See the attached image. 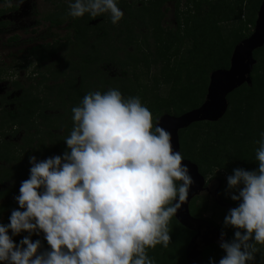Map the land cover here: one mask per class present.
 <instances>
[{"label":"clouds","instance_id":"obj_1","mask_svg":"<svg viewBox=\"0 0 264 264\" xmlns=\"http://www.w3.org/2000/svg\"><path fill=\"white\" fill-rule=\"evenodd\" d=\"M104 13L113 24L124 16L116 0H74L67 15ZM71 111L69 151L40 162L30 157V178L16 197L24 210H13L10 223L0 225V262L155 264L148 250L169 246V224L194 183L181 152L173 150L168 131L154 126L139 96L89 92ZM256 143L258 171L238 168L228 177L229 188L238 191L231 199L240 203L225 217V226L237 229L235 239L223 240L219 229L226 252L219 264H247L256 245H264V133ZM9 230L43 232L51 250L39 252L41 241L30 236L17 245Z\"/></svg>","mask_w":264,"mask_h":264},{"label":"trees","instance_id":"obj_2","mask_svg":"<svg viewBox=\"0 0 264 264\" xmlns=\"http://www.w3.org/2000/svg\"><path fill=\"white\" fill-rule=\"evenodd\" d=\"M132 1L136 3V0ZM168 1L172 0H149V6L142 3L141 8L137 10L134 7L136 4H132L130 0H116L118 7L128 14V17L124 19V26H130V21L134 23L145 19L143 15L148 16L149 24L146 22L144 24L147 25L146 28L151 33L149 35L158 45L157 57L154 60H150V56H153L150 53H148L149 56L145 53L136 56L138 50L135 51V44L139 40L135 36L133 37L132 32L128 30L130 35L128 34L125 40L122 39L127 34L122 30L116 36L123 44L122 51L127 52L128 47L132 46L134 52L125 53L129 59L135 58L136 64L143 63L148 69L152 64H162V74L167 73L163 83L170 85L171 88L166 98H159L156 95H152V97L147 87L144 95L140 96L142 103L147 104V108L153 114L154 126H157L158 120L164 115L180 117L204 104L211 74L217 70L230 68L235 48L252 35L260 6L264 0H215L214 2L211 0H188L187 12L180 11L182 0H173L176 1L175 18L178 23L176 31L162 27L165 12L168 10L162 11V9ZM68 10L69 8L64 6L62 11L48 15L45 20L50 23L51 29L67 24V29H73V41L67 37L65 43L55 42L54 44L34 46L28 51L29 58L31 61H36L38 67H42L58 51L71 47L70 55L77 58L79 64L67 62L65 63L67 71L63 72L58 69L54 81L57 82L60 78H65L63 83L51 87L47 83L45 84V90L54 92L52 99H37L34 96L33 88H21V85L15 82V87L22 89L20 96L9 101L5 97H0V138L2 131L9 127L29 130L31 125H29V121L37 116L42 104L45 102V106L48 107V104L53 103L54 100L58 108L66 109L62 118L67 119V122L64 121V125L53 128H65L67 134L71 133L74 126V121L70 122L73 115L71 110L80 105L86 94L94 92L95 80H97L98 87L100 85L101 93H105L109 89H117L127 98L133 97L135 92H138L133 88H126L125 84L121 85L122 88L119 87L124 79L127 82L130 81L127 80V77L118 78L117 83H114L115 79L107 80L104 78L106 75H101L99 65H119L115 60H111L117 54L106 55L104 53V45L111 48L108 39L112 27L109 19L107 20L106 13L97 17L85 14L81 18H72L67 15ZM237 21L241 24L239 28L229 29L227 33L222 31V24ZM96 22L99 23L93 25ZM89 31H93L97 36H93L94 34L87 36L85 32ZM150 36H146L145 40ZM16 40L17 38H14L10 41ZM186 43L192 46H189V50L184 54L181 53V48ZM254 59L257 63L251 74L252 85L245 84L228 96L230 109L222 120L215 123H194L179 132L183 159L196 164L205 178L213 174V176H217L216 172L231 176L238 168L258 171L259 162L256 160V149L259 145L256 141L260 140L261 133H264V47L254 52ZM120 63L121 66H125L124 62L120 61ZM50 73L53 75L50 68L47 67V71L43 75V82L49 81L46 75ZM184 73H186V77ZM161 83L156 78L155 84L161 85ZM11 106L14 108L10 109ZM46 119L51 121L52 118L46 116ZM62 143H66V141L60 138L56 144L52 143L55 146H44L40 149L39 156L36 158L37 162L57 155L63 157L65 151L69 149ZM26 152L29 155L31 153L30 150ZM1 161L7 165L4 167L0 164V187L6 183L11 182L12 184L9 189L0 191V214L8 213V217H11L13 210H24L20 208L16 197L20 195L22 182L30 177L32 164L28 158L23 161L17 158L12 147L0 141ZM221 179L225 183L222 176ZM196 198L190 206V212L193 217L203 219L207 205L204 203L203 207H198ZM222 198L224 201L230 200L225 196ZM201 199L203 200V198ZM239 203L240 201L233 203L235 208L239 206ZM169 228L171 235L169 246L164 248L162 245H157L155 249L148 250V255L155 260V264H187L186 250L194 233L181 225L175 216L171 219ZM23 233L27 235L26 237L30 236L33 242L41 241L42 246L39 252L51 250L43 232L39 235L29 234L27 231H23ZM234 239L235 233L228 235L225 241L231 242ZM21 240L16 235L13 238L17 245ZM219 245H211L203 252L204 264H213V261L215 264H219L220 259L226 255ZM0 264H6V262H0ZM247 264H264V247L259 248L255 253V259Z\"/></svg>","mask_w":264,"mask_h":264},{"label":"rangeland","instance_id":"obj_3","mask_svg":"<svg viewBox=\"0 0 264 264\" xmlns=\"http://www.w3.org/2000/svg\"><path fill=\"white\" fill-rule=\"evenodd\" d=\"M132 4H136L134 7L135 9L141 8L142 3H146L149 6V0H136V3L132 0H130ZM214 2L215 0H211ZM71 2H74V0H53L47 1V0H27V11L30 13V16L21 17V18H14L12 17L13 21L11 22L12 26L9 28H13V26H21L23 24L29 25V27H26L25 30H15L12 31L10 34L7 33V29L3 28L0 25V97L7 98L6 100H13L14 98H17L20 96L22 89H29L33 88L34 96L37 99H52L53 98V91L45 90V84L49 87L58 85L64 82L65 78H60L57 82L54 81L55 75L58 72V69H61L63 72L67 71L65 67V63L71 62V63H77L79 64V60L77 58H73V55H70L71 47L67 48L65 50L58 51L49 61L45 62L42 67H38L36 61H31L29 58L28 51L38 45L43 44H54L55 42L65 43L67 41V37L70 38V41H73V29H67V24L63 25L62 27L51 29L50 24L48 21L45 20L46 17L50 14H55L60 11H62L63 7L69 8V4ZM176 1H168L165 6L163 7L162 11H165V19L162 21V27L166 28L167 30L176 31L178 28V23L175 18V12H176ZM188 0H182L181 1V12H187ZM191 9V7H190ZM122 10V9H121ZM192 10V9H191ZM124 13L123 18L120 20L118 24H113L111 22L110 14L106 13L107 20L111 22V29H110V38L108 39V42L111 45V48L106 47L104 45V53L106 55H113L117 54L116 57L111 60H115L119 65H113V64H101L99 65V70L101 71V75H106L104 78L107 80H116L118 78H125L127 77L126 81H122L119 84V87L122 84H125L126 88H133L134 90H137L138 92H135V95L133 96H142L146 92L145 88L147 87L150 90V95L152 96H158L159 98H166L170 91V85H165L163 82L166 78L167 73L162 74L161 70L163 65L162 64H152L150 69L145 67L143 63H135V58L129 59L128 55L125 53H133L134 48L132 46H129L126 51H122L123 44L119 41V39L116 37L122 30L124 32H127L125 36L122 37V39L125 40L127 35H130L131 31L133 34V37L135 36L137 38L138 43L135 41V51L136 56H140L141 53H145L147 56H149L148 53L152 54L153 56H150V60H154L157 55V47L158 45L155 44V40L150 36V31L147 30L145 22L149 24V18L146 15L144 18L140 21L131 23L130 26H124V19L128 17L127 12L122 10ZM246 13V11H245ZM142 15V14H140ZM20 17V16H19ZM99 22L93 23V25L98 24ZM32 24V25H31ZM9 25V23H8ZM31 25V26H30ZM240 22H231V23H225L221 25V29L224 33H227V30L232 28H239ZM10 26V25H9ZM22 29V28H20ZM128 30V31H127ZM183 30V29H182ZM184 31V30H183ZM254 31V29L252 30ZM14 34L17 38L16 41H9L12 39H9ZM87 36L93 35V31L85 32ZM93 36H97L96 33ZM92 36V37H93ZM138 36V37H137ZM146 36L147 40H145ZM45 39V40H43ZM146 41V42H144ZM106 43V41H105ZM141 43V44H139ZM190 44V42H189ZM186 43L181 48V53H186L189 48L192 45H189ZM192 44V43H191ZM141 45V47H139ZM190 46V47H189ZM147 47V49H146ZM150 47V49H148ZM141 48V49H139ZM69 49V50H68ZM146 49V50H143ZM118 60V61H117ZM121 62L125 63V66H121ZM137 62V61H136ZM174 63V60L172 61ZM172 63V64H173ZM47 67L50 68L53 75L48 74L46 75L47 80L43 82V75L47 71ZM100 76V75H99ZM184 76L186 77V73H184ZM183 76V80L185 77ZM156 78L160 80L161 85L155 84ZM95 88L93 89L95 91L100 92V85L98 87L97 80H95ZM17 82L21 85L20 89H17L14 85V83ZM118 87V86H116ZM118 87V88H119ZM152 88L153 91H152ZM152 96V97H153ZM141 99V97H140ZM142 101V99H141ZM42 104L41 108L37 112V116L33 118L31 121H29V130L21 129L20 127H9L2 131V137L0 138L1 143L8 144L12 147L13 152L16 154L17 158L20 160H25L28 158V161L30 162V157L35 156L36 158L39 156L40 149H42L44 146L51 147L55 146L53 144H56L58 140L60 141V138L65 139L70 135L66 133L65 128L56 127L59 125H64V121L67 122V119L62 118V115L66 113V109L58 108L56 105V101L54 100L53 103L48 104V107ZM147 107V104H144ZM1 106V105H0ZM14 106H11L10 109H13ZM68 108V107H67ZM230 109V108H229ZM46 116L51 117V121L46 119ZM70 120V117H69ZM72 123V119L70 120ZM51 133V135H50ZM53 143V144H52ZM63 145H66V143H62ZM10 148V147H9ZM30 150V155L26 152ZM5 152V150H3ZM69 151V150H68ZM66 152V151H65ZM45 154V153H44ZM28 155V156H27ZM46 160V159H45ZM1 165L4 167L7 165L4 161L0 162ZM216 172V171H215ZM214 172V173H215ZM214 175V174H213ZM210 175L209 178L211 180H214L211 182V189L217 188L219 185V177ZM216 175L223 176V178L226 179V188L224 196L227 197L231 194V189L228 186V177L229 175H223L219 172H216ZM30 177H28L29 179ZM27 179V180H28ZM10 183H6L3 186L0 187L1 190L9 189L11 186ZM209 188V190H210ZM205 190L203 193H201L196 199H198L196 205L198 207H203L204 203L207 205V211L205 212V216L212 219L214 222L218 224L220 227L223 235L222 239L225 240L226 237L230 234L235 233L237 229L231 227V226H225V217L229 214L226 208H223L221 206H218L212 197L207 195ZM206 192V193H205ZM238 195V191H237ZM219 196V195H218ZM203 198V200L201 199ZM228 198V197H227ZM195 203V202H194ZM10 217V216H9ZM8 213L0 214V225H8L9 222ZM242 231V230H241ZM9 235L12 236V239L15 235L12 234L11 230H9ZM19 236V238L23 239L27 235L23 232L21 234L16 235ZM221 239V240H222ZM221 240L219 241L221 243ZM216 243V244H220ZM220 246V245H219ZM264 247V245L257 244V249Z\"/></svg>","mask_w":264,"mask_h":264},{"label":"water","instance_id":"obj_4","mask_svg":"<svg viewBox=\"0 0 264 264\" xmlns=\"http://www.w3.org/2000/svg\"><path fill=\"white\" fill-rule=\"evenodd\" d=\"M263 47L264 1L260 6L256 26L252 35L235 48L231 58L230 68L227 70H217L211 74L208 93L204 104L200 108L180 117L164 115L158 120L157 126L163 127L171 134L174 151L181 152L180 131L189 128L194 123H215L225 117L229 110L228 96L245 84H248L249 86L252 85L251 74L257 63L254 59V52ZM182 163L188 166L194 183L189 189L187 200L183 203L181 209L178 210L175 218L181 225L190 231L198 232L203 225L213 227L216 234L209 240H203L204 248H207L220 240L221 231L208 221L196 219L190 212L191 202L207 190L205 186L206 179L200 173L199 167L196 164L186 159H183ZM219 204L221 207L226 209L230 207L223 201H220ZM200 236L201 235L199 234L189 243L186 250L187 264H204L203 250H198L197 241Z\"/></svg>","mask_w":264,"mask_h":264},{"label":"flooded vegetation","instance_id":"obj_5","mask_svg":"<svg viewBox=\"0 0 264 264\" xmlns=\"http://www.w3.org/2000/svg\"><path fill=\"white\" fill-rule=\"evenodd\" d=\"M4 2H5V0L4 1L0 0V25L3 28H5V30L7 29V33L10 34L12 31L14 32L15 30H23L24 31L26 27H29V25L27 26V24H26L27 22H26L25 24H23V25H21L19 27L18 26L15 27V25H14L13 28H9V27L12 26L11 22L13 21V19H12L13 16H14V18H21L22 16L23 17L30 16V13L26 10L27 9V5H28V4H26L27 0H13V6L12 7L3 6ZM8 23H9L10 26L8 25ZM20 28H22V29H20ZM15 35L16 34L11 36L9 39L16 38ZM216 177L220 178L219 179V185H218L217 188H213V189H211L210 187H213V186H211V182L214 181V180H211V178H209V177L205 178L206 179V185L205 186L207 188V191H206L207 193L206 192L205 193L207 195H209L210 197H212L214 199V202L218 206H220V204H219L220 201H223L225 204L229 205L230 207L227 209V211L229 212L231 209L235 208V206L233 204L235 201L231 199V196L233 194L237 195V191L235 189H231V194H230V196H228V199H230V200L229 201H224L222 197L224 196V193H225V188H226L225 183L226 182L223 183V180L221 179V176L217 175ZM223 179L226 181L225 178H223ZM209 188H210V190H209ZM192 202H191V204H192ZM195 218L199 220V218H197V217H195ZM203 219H205L206 221H208L209 223L213 224L215 227L220 229L218 224L216 222H214L212 219L206 217L205 215L203 216ZM203 219H200V220H203ZM210 220H212L213 222H211ZM191 232L194 233L193 238H195L199 234L201 235L198 238L197 242H198V249L203 250V252L207 249V248H204V244H203L204 241L203 240H205V241L209 240L210 238L213 237V235L216 234L215 233V229L213 227L209 226V225H203L201 227V229L198 230V232H196V231H191Z\"/></svg>","mask_w":264,"mask_h":264}]
</instances>
